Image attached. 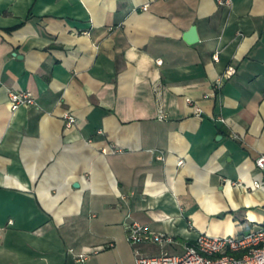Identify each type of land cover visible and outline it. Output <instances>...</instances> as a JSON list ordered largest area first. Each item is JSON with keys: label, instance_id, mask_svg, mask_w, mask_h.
I'll return each instance as SVG.
<instances>
[{"label": "crops", "instance_id": "obj_1", "mask_svg": "<svg viewBox=\"0 0 264 264\" xmlns=\"http://www.w3.org/2000/svg\"><path fill=\"white\" fill-rule=\"evenodd\" d=\"M263 153L264 0H0V264H137L258 229ZM132 222L178 243L132 245Z\"/></svg>", "mask_w": 264, "mask_h": 264}, {"label": "built area", "instance_id": "obj_2", "mask_svg": "<svg viewBox=\"0 0 264 264\" xmlns=\"http://www.w3.org/2000/svg\"><path fill=\"white\" fill-rule=\"evenodd\" d=\"M220 5H231L232 0H217ZM147 8V7H145ZM234 66H229L223 75L230 78L236 74ZM221 83V82H220ZM11 109L16 111L24 105H36L37 101L30 91H11ZM188 102H192L190 99ZM198 112L200 111L197 108ZM165 115L162 114L161 118ZM67 125L71 127L75 118L67 113ZM163 158V157H162ZM257 166L264 173V153L257 159ZM262 181H255L253 188H261ZM128 239L132 245L155 243L170 246L178 240L170 233H155L146 225L138 222L126 223ZM88 255H79L75 264H85ZM137 264H264V225L247 233L232 236H214L201 232L193 241L185 243L184 251L179 254L162 253L147 256L137 251Z\"/></svg>", "mask_w": 264, "mask_h": 264}, {"label": "water", "instance_id": "obj_3", "mask_svg": "<svg viewBox=\"0 0 264 264\" xmlns=\"http://www.w3.org/2000/svg\"><path fill=\"white\" fill-rule=\"evenodd\" d=\"M184 39L190 44L197 43L199 41L197 27L193 26L189 31H187L184 35Z\"/></svg>", "mask_w": 264, "mask_h": 264}]
</instances>
